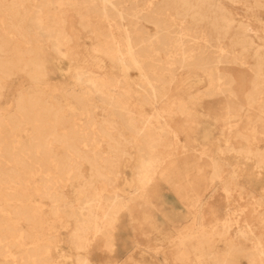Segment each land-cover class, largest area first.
Instances as JSON below:
<instances>
[{
	"label": "bare ground",
	"instance_id": "6f19581e",
	"mask_svg": "<svg viewBox=\"0 0 264 264\" xmlns=\"http://www.w3.org/2000/svg\"><path fill=\"white\" fill-rule=\"evenodd\" d=\"M77 35L90 42L81 53ZM47 45L51 61H67V82H49ZM188 69L204 89L175 96V71ZM18 73L31 85L5 101ZM216 95L226 97L212 116L218 136L196 155L193 127L174 120ZM259 133L264 0H0V264H141L132 252L155 264H264ZM196 161L202 196L173 190V176L201 171ZM157 182L191 209L184 226L156 220L172 203ZM235 198L253 201L252 221ZM139 219L154 243L132 231Z\"/></svg>",
	"mask_w": 264,
	"mask_h": 264
},
{
	"label": "rangeland",
	"instance_id": "374dc122",
	"mask_svg": "<svg viewBox=\"0 0 264 264\" xmlns=\"http://www.w3.org/2000/svg\"><path fill=\"white\" fill-rule=\"evenodd\" d=\"M75 18L71 20L75 28H77V25L75 23ZM74 21V22H73ZM147 29L150 30V28L147 26ZM77 32V31H76ZM72 44L77 47V52L81 53L85 48L89 47V40L84 38L82 35H77L75 38L72 39ZM77 44V45H76ZM51 56H53V52H51L50 47L47 45L43 47L42 49V58L46 61L47 65V71L49 73V82L52 83L54 81L58 82H67L68 81V76L65 74V69L68 67V63L65 60H61L54 58V60H50ZM60 64V66H59ZM221 70L224 71H231L234 74H236L239 77H246L248 76L247 71L245 68L237 66V65H222L220 66ZM60 70V71H58ZM61 72V73H60ZM178 72L180 75H178ZM175 73H177L178 77L175 78V84L178 86L173 94L175 96H180V97H185L186 94L188 95H195L201 92L204 89V85L206 84L205 77L199 73H197L193 69H188L187 71H179L176 70ZM131 77H135V73L132 72ZM65 79V80H64ZM31 84L28 81V79L25 77L23 74H16L12 79L9 81V83L5 86V96L4 100H8L13 95L16 93L22 91L23 89L29 87ZM57 97V96H56ZM187 98V96H186ZM226 101V97L223 95H216L213 97H206V98H200L199 100L194 103L191 108L196 110L193 114H181L176 116L174 122L176 124H184L185 126L191 125L193 127V131L189 133L190 135V141L192 142L191 147L192 150L190 152L196 154V155H201L200 152L202 151V145L206 142L207 139L212 141L218 136V127L219 122L214 121L212 119V116H217L218 114L221 113V108L222 104ZM237 101H242L241 98L238 99ZM242 123L238 125L241 129ZM259 131H262L260 127H258ZM206 134V135H205ZM194 138V139H192ZM264 139V135L261 133L257 134V140ZM183 141H186L184 139H181ZM188 141V140H187ZM259 145H264V141L259 143ZM206 148V146H205ZM196 164H199L196 161ZM201 166V171L197 172L196 170H191L188 172L187 176L184 178H177V176H173L171 179L173 181V190L175 188H181L182 189V184H186L184 189H188L185 193V195L192 197L194 194L195 196H202V191H203V180L205 178V173L204 169L205 164L200 163ZM200 179V180H199ZM253 183H255L258 187H263L264 183L262 179H252ZM158 183V188L162 189L164 194L172 199V203L170 204L169 208H164L163 206L160 207L158 201H155V205L159 206L160 208V214L159 217L156 218V220L159 221L165 218L167 222H169L174 228H179L181 226L185 225V221L183 220V217L188 215V213L191 211L189 207H187L186 203L179 202L169 191L167 184H163L162 182H157ZM231 205L237 209H243L247 213L246 218L249 221L251 220L250 214L252 207H253V201L247 198H235L234 200H231ZM261 216H263L264 219V205L262 206ZM207 211V209H206ZM139 218V217H138ZM211 216L209 214L206 215V220L210 221ZM139 219L138 221H134L131 224L132 231L135 233H140L138 234V240L143 244L149 243H154L153 238H155V235L153 234L149 222L148 221H141ZM138 222H140L138 224ZM126 225H122L124 228ZM161 233L162 234H167V230L165 229V224L163 223L161 225ZM256 232V231H255ZM257 233V232H256ZM264 236V235H263ZM218 244L221 246V243L215 242V245ZM248 243H245L244 246H248ZM53 258L56 259L57 261H61L58 257H56V254L53 252ZM94 254L97 255L96 258H98L101 261H106L108 259V256L106 252L100 250V248H97V246L94 248ZM165 254L168 257V259L172 258L171 253L169 249L165 250ZM131 261H135L141 264H146V263H152L155 264L154 259L148 257V256H142L137 253V252H132L131 253ZM62 262V261H61ZM68 264V262H67Z\"/></svg>",
	"mask_w": 264,
	"mask_h": 264
}]
</instances>
